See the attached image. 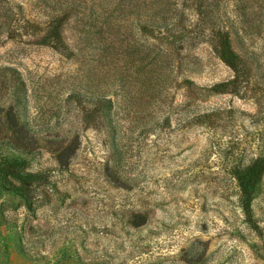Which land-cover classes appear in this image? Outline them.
Returning <instances> with one entry per match:
<instances>
[{
    "label": "rangeland",
    "instance_id": "obj_1",
    "mask_svg": "<svg viewBox=\"0 0 264 264\" xmlns=\"http://www.w3.org/2000/svg\"><path fill=\"white\" fill-rule=\"evenodd\" d=\"M258 156L264 0H0V264H264Z\"/></svg>",
    "mask_w": 264,
    "mask_h": 264
},
{
    "label": "trees",
    "instance_id": "obj_2",
    "mask_svg": "<svg viewBox=\"0 0 264 264\" xmlns=\"http://www.w3.org/2000/svg\"><path fill=\"white\" fill-rule=\"evenodd\" d=\"M224 59L235 66L237 55L231 48L230 42L227 41L222 52ZM23 162H8L7 165L0 168L1 183L7 189H12L25 199L28 208L33 207L32 186L35 183H41L44 175L41 173L23 172ZM235 175L240 185L244 198L242 207L245 213L250 216L252 212V204L248 195L251 194L261 181L264 175V156L256 157L250 164L246 166H236Z\"/></svg>",
    "mask_w": 264,
    "mask_h": 264
}]
</instances>
